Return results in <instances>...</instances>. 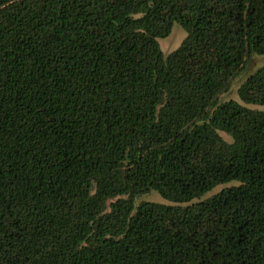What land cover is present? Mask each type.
Listing matches in <instances>:
<instances>
[{"label": "trees", "instance_id": "obj_1", "mask_svg": "<svg viewBox=\"0 0 264 264\" xmlns=\"http://www.w3.org/2000/svg\"><path fill=\"white\" fill-rule=\"evenodd\" d=\"M258 56L264 0H0V264H264Z\"/></svg>", "mask_w": 264, "mask_h": 264}, {"label": "rangeland", "instance_id": "obj_2", "mask_svg": "<svg viewBox=\"0 0 264 264\" xmlns=\"http://www.w3.org/2000/svg\"><path fill=\"white\" fill-rule=\"evenodd\" d=\"M185 37H186L185 30L181 27L180 24L176 23L174 25V27L172 28L170 35L165 37V38L159 39V43H160V46H161L163 52L167 55L170 52L174 51L182 43V41L184 40ZM263 64H264V56L255 57V59L253 61L252 68H253V70H256L257 68H259ZM227 97L239 100L238 95H237V88L234 87L232 89V91L227 95ZM222 136L226 140H229V141L231 140V137L228 136L226 133H222ZM220 189H221V186L214 189L207 196H210V195L216 193ZM155 193H150L148 195L142 196L137 200V202H140L141 200L146 199V200L168 203L166 200L160 198V196L158 194H155Z\"/></svg>", "mask_w": 264, "mask_h": 264}]
</instances>
